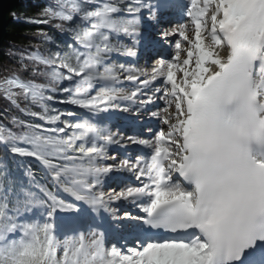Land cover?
Listing matches in <instances>:
<instances>
[{
	"label": "bare ground",
	"instance_id": "bare-ground-1",
	"mask_svg": "<svg viewBox=\"0 0 264 264\" xmlns=\"http://www.w3.org/2000/svg\"><path fill=\"white\" fill-rule=\"evenodd\" d=\"M141 1L142 3H145L146 1L149 2V0H136L135 3L139 4ZM150 1L151 5H153L150 11H142L141 15H135L139 20L132 17L129 18L132 25L130 28L134 31L132 30L133 32H130L128 43L133 44L138 41V44L142 45L144 39L149 38V36L156 31L157 38H159L158 44L162 41V37H168V40L171 39L173 49L172 51L170 50V54L172 53V57L169 58L170 62L169 60H164L161 61L159 65L157 63L152 68L150 67L151 64H148L147 66L151 68L149 70L151 77L147 78L146 81L142 77L137 76L135 78H124L123 76L126 75L125 72H121V75L118 74L116 78H102L101 81L107 87V90L113 88L114 85H119V88H125L124 94L115 95L116 99L119 98L123 101L122 104L119 105L120 108L121 105L128 104L127 106L130 107V110L139 109V111L142 112L148 111L140 114V116L143 115L144 117L143 120H141L144 121V125L152 128L157 127L159 129V132L157 131L159 134L155 136L154 147H165V140H172L171 142L175 141V144H170L169 150L178 162L177 168H181L186 165V162L183 161L186 149L191 148L190 142L192 141L191 134L194 129V116L202 92L216 79L224 75L226 66L229 65L237 70L240 67H243L242 76L251 90L254 112L261 125V134L263 138L260 140L264 141V0H220L218 2H215L214 0H188L186 3H184L185 0ZM188 5H191L193 10L188 9ZM202 6L204 8L206 7L205 9L209 16L207 15L206 18L201 20L198 18L199 15H196V12H200ZM175 10H177L179 14L180 12H187V18L180 20L178 18L179 15H174ZM214 11H217V15H215L218 17L217 19L212 18V12ZM147 12L148 17H143ZM206 23L210 25L208 33L209 36L211 35L214 38V41L210 42L207 39H202V34L198 31L201 26ZM249 31H251L249 34L250 36L245 39V35ZM178 33H181L182 35L179 37ZM173 36L176 37V40L171 38ZM177 37H179L178 40ZM238 37H241V39ZM157 38H152L153 42L146 45L149 53H155L156 49L153 47V43H155L154 39ZM224 40L227 41L226 46L222 44ZM185 41L188 45H185V48H183L182 43ZM167 44L168 43L164 42L163 48ZM189 46L192 48L190 49ZM236 47L249 51L251 54L250 58L243 55V52L234 51ZM134 49V47H131L129 50L133 51ZM155 55H157V53L154 54V56ZM145 56L146 54L135 53L132 61H135L139 67ZM155 68L157 69V74L153 75L151 72ZM160 72L164 75L161 78L158 76ZM132 73L135 75V72ZM125 79H129V82ZM133 81H135L134 84ZM163 81H167V87L161 86ZM156 84H158L159 87H157V91L161 88L160 95L164 96V99H157L158 105L151 103L153 101L152 98L150 100L151 102L143 103L140 107L130 103L134 98H132L134 93H138L136 97L148 98L152 95L150 91L151 87ZM119 88H116L115 90ZM131 88L133 93H127V90H131ZM154 89H156V87ZM171 95H177L179 100L177 99L175 101V98H171ZM107 104L105 105L108 106ZM114 106L118 107V104ZM157 106H162L163 108L158 109ZM158 112L160 114L157 115ZM114 113L118 114L115 110H110L108 114L109 118H107V120H111L118 116ZM169 115H171V120L168 121L166 119ZM124 117L121 116L124 121V126L126 127L124 129L131 131L130 133L132 134H130V136L133 137V142L138 144L144 141H150L151 137H147L149 134H143L145 138H140L139 136H136V134H133V128L131 125H134L133 123L135 122L140 124L139 120L136 121L131 117ZM189 118L192 119L191 123L184 127L185 122H187ZM128 125H130V127H127ZM106 133L107 131L105 134ZM183 133L186 137L187 145L184 144ZM109 139L112 140V142L114 141L115 145L111 144ZM127 141L128 139L126 137L109 135L108 138L100 141L97 145L98 147L103 146L102 150L105 152L108 150L107 153L111 151H113V153L110 156H107V158H103L100 163H96V161L93 162L94 167L99 168V171H101L99 177L100 180L105 181L112 175H116V179L110 181V186L105 187L104 181H102L97 186L94 194L96 196H103L104 198L101 199V201L104 204L106 203V199H115L114 202L116 205L115 207H112L111 205V215L113 216V219L117 221L122 217V214L124 213L123 209L127 208L130 204L140 201L144 202L142 204L143 206H152L157 202L164 201L177 195L172 191L173 187L175 188L174 184L166 182L159 184L158 181L160 179L156 178V174L152 172L148 163H146L143 170V167L141 169H134L132 168V165H129L123 160V156L121 157L114 152L116 146H133ZM137 144L134 145L138 146ZM166 148L168 149L167 146ZM104 163L108 164L105 165ZM115 164H117V167L114 166ZM101 165L102 168H100ZM170 165L171 163L168 164V166ZM103 169L113 170L110 171ZM144 173H147V176L146 174L144 175ZM119 175L128 176L126 179L132 178V181L130 180L131 183H129V181L122 183L116 181L120 177ZM150 182L155 183L157 187L154 188L151 185L148 186L147 184ZM57 183L56 181L53 183V186H55L57 190V194L65 198L66 196L64 195H67V193L63 194L60 190V182L57 181ZM162 184H164V187L161 186ZM111 188L116 191L111 193ZM151 192L153 195L148 196ZM114 193L117 194L113 197ZM133 220L138 219H130V221ZM89 251L91 253L92 249L89 248ZM120 253L125 255L127 259L132 258L130 254H125L123 252ZM136 253L137 256L133 258V260L136 261L135 264H170L171 262H173V264L194 263L187 262L189 260L178 253L177 255L176 249L172 246L161 247L159 249L151 248L148 250V253L139 249ZM159 254H162V261L158 260ZM201 256V253L197 255V257ZM115 257L116 255H112L109 258L110 260H117ZM106 259L107 258H99L97 263V260H95L92 264H102Z\"/></svg>",
	"mask_w": 264,
	"mask_h": 264
},
{
	"label": "rangeland",
	"instance_id": "rangeland-1",
	"mask_svg": "<svg viewBox=\"0 0 264 264\" xmlns=\"http://www.w3.org/2000/svg\"><path fill=\"white\" fill-rule=\"evenodd\" d=\"M106 1H108L111 4H114L115 6H108L107 4L104 3L103 0H94V2L91 5L82 4L81 2L78 1H72V2L69 1L70 3L69 7L73 9L79 10L81 7L84 6L83 10L80 9L81 10L80 18L83 21L81 23L76 21L73 23L74 25L72 27L68 28L67 45L58 44L50 39H47V42L51 45V49L48 50L49 61L53 63L54 67L57 69L58 73L61 76L66 77L67 84L65 85L64 88L65 91L63 93H60V95L57 97H53L49 99V107L44 111L46 113V118H48V120L51 119L56 122V125L54 127L56 135L62 140L63 149L67 154L65 155V159H63V162L69 164H72L74 161H79V162L86 161L85 164L89 165L88 163H93L94 160H96V163H100L103 160V158H107V156H110L113 153V151L107 153L108 150L106 152L103 150L104 151L103 153L101 152L103 146H99L100 147L99 148L97 147V145L88 142L87 138L89 137V135L94 137V134L92 131H86L84 129V126L87 123V119L83 116L84 112L94 114V106L101 103H106V104L108 103L107 105L111 106L110 110L111 111L115 110L118 114H120L121 111L123 110L122 116L123 117L125 116L126 118L127 117L133 118L132 117L133 115L136 116V118H141V120H143L144 117L143 115L140 116V114L148 112V111L142 112L139 111V109L130 110V107L127 106L128 104H123L124 106L121 105V107L123 106L122 110H119L117 108L115 109L113 105H117L118 102H120L121 100L119 98L116 99L115 95L124 94L125 88L119 89L117 93H114L115 89L120 87L119 85H114V87L109 88L108 91L107 89H105V86L103 84L101 83L96 84V81L100 80L104 76H107L109 78L110 77L116 78L118 74L121 75V72L126 73V75L123 76L124 78H132V77L135 78L137 76V77H142L146 81L147 78L151 77V75L149 74L150 73L149 70L152 68L151 65L155 66L158 63V62L155 63L156 60L151 58L150 62L144 64L143 62L144 59H143L141 61V66L138 67L137 65L135 69L134 68L129 69L128 67L125 69L123 67H120L121 69L119 71H113V70L110 71L109 69H104L105 64L110 62L107 60L103 62L101 61L98 64V66L95 67L93 62L97 59H100V56H102L103 53H110L118 49V45H117L119 41L117 39L118 37L114 38L115 40L110 42L109 40L113 38L109 37L107 32L110 31L113 34H118L119 32L125 33L127 31L128 25L132 26L129 18L132 17L139 20L137 17H135V15L141 13L137 9H132L133 14L130 12L131 5L129 4L137 6L138 3L137 4L135 3L136 0H106ZM186 1L188 0H185L184 3H186ZM214 1L218 2L220 0H214ZM140 3H142V1L139 2V4ZM116 6L119 7L124 6L125 8L123 7L124 10L122 12V11H118L119 9H117ZM205 8L202 6V10L200 12L197 11L196 15L198 16V14L202 12L203 19L206 18L207 15L209 16ZM123 13L130 14V15H126V17L128 18L127 20H129V22L121 18V16H123ZM215 15H217V11L212 12V18L217 19L218 17ZM143 17H148V12L145 13ZM209 27L210 25L206 23L202 25L201 28L199 27L200 29L198 31L202 34V39L204 40L207 39L211 42L214 41V38L211 35L209 36L208 33ZM181 35H182L181 33H178L179 37ZM179 37L177 38V40L179 39ZM162 38H168V37H162ZM171 38L173 40L174 39L176 40V37L174 36ZM182 45L183 48H185V45H188V43L185 41L182 43ZM189 48L191 49L192 47L189 46ZM172 49L173 47L171 48V51ZM83 51L89 54L88 58L87 56H84ZM170 55L171 56H169L167 60H169V58L172 57V53ZM148 64H151L150 65L151 68L147 66ZM156 71L157 69L155 68L151 73L155 75L157 74ZM132 72H135V75H133ZM162 74L163 73L160 72L158 76L161 78L162 76H164ZM125 80L128 81L129 79H125ZM97 86H100V89L96 91L94 89ZM155 87L156 89H154ZM157 87L158 84L151 87L150 91L152 95L148 97L149 99L136 97L138 93H134V95L132 96V98L133 97L134 98L130 101V103L133 104L134 102L136 106L140 107L142 106L143 103L151 102L150 101L151 98L153 99L152 101L153 103L154 102L158 103L157 99L159 98L164 99V96L160 95L161 88L157 91V89L159 88ZM127 93L132 94L133 93L132 88L131 90H127ZM174 97H176L175 101L177 99L179 100V97L177 95ZM157 107L158 109L163 108L162 106H157ZM114 114L118 115L116 113ZM158 114L160 113L158 112L157 115ZM170 117L171 115H169L166 120L168 121L171 120ZM177 121H181V120H177ZM147 127H148L147 131L144 130L145 132H147L146 134L155 135V136L159 134L158 133L159 129L157 127L156 128H152L150 126ZM152 137L154 138V136ZM175 143L176 142H174L173 144ZM32 146L37 152V155H39V151L36 144L33 143ZM71 155L73 157H71ZM92 155H95L93 161L90 160L87 161L88 156L89 158H91ZM27 156H29V154H25L22 157H27ZM171 156H173L172 152H170V157ZM114 166L117 167V164H115ZM145 166L143 168L140 167L137 169L142 168L143 170ZM100 168H102V165L100 166ZM132 168L136 169L135 166H132ZM60 170L61 171L59 172L62 175L63 174L68 175L66 171L67 169L64 170L66 173L62 169ZM84 170L88 172L92 171L91 169H84ZM107 170L112 171L113 169H107ZM1 171H2V167L0 165V264H89L88 260L87 261L84 260L85 263H83L81 262V260L77 259V254H78L77 251L73 253H69L67 255L65 251L59 252L58 250L56 251L55 249H53L52 245L45 240L44 238L45 233L43 232V230H39V229L34 231V235L32 236L30 242L28 241V243H18L10 247H6L7 242L5 238L7 233L11 230L12 226L10 224V219H9V216L11 214L10 213L5 214L6 212L5 209H6L7 199L10 198L12 195L3 186H1ZM46 173H47L46 176L47 186L43 188V193H40L39 195L42 198L46 197V199H44V202H47L48 204L51 203L60 204L58 198H55L53 196L54 192L53 195L50 194L49 185H53L55 181L53 182V179L50 177V173L47 170ZM145 174L147 176V173H144V175ZM5 177L6 178L8 177V173H5ZM68 178L72 179V177H68ZM147 185L156 187V184L151 182ZM110 190L111 193L116 191L115 189L112 188ZM116 194L117 193H114L115 196ZM49 207L53 212H55L53 205ZM67 209L68 206H65V208H63L62 210L63 212H67ZM31 210L39 212L40 209L39 207L36 206L31 208ZM16 223H17L16 230L18 231V222L16 221ZM164 247H169V246H164ZM116 255H118V253ZM120 256H122V259H119V261L117 260L114 261L113 263L112 262L110 263L108 259H106V261L108 260V264L136 263V261H134L133 258L129 260L125 257V255H122L121 253ZM136 256L137 253H135V257ZM158 257H159L158 260L162 261L161 258L162 254H159ZM106 261H104L102 264H107ZM171 263L173 264V262ZM192 264H196V262Z\"/></svg>",
	"mask_w": 264,
	"mask_h": 264
},
{
	"label": "trees",
	"instance_id": "trees-1",
	"mask_svg": "<svg viewBox=\"0 0 264 264\" xmlns=\"http://www.w3.org/2000/svg\"><path fill=\"white\" fill-rule=\"evenodd\" d=\"M69 1L92 4L94 0H22L7 38L0 47V165L1 184L13 197L8 209L21 211L34 186L42 187V169L19 156L37 152L42 159L59 161L64 155L56 122L46 118L49 99L64 92L66 79L49 61L47 39L66 44L68 28L80 21V11ZM43 118V119H41ZM8 173V177H5ZM24 192V193H23Z\"/></svg>",
	"mask_w": 264,
	"mask_h": 264
},
{
	"label": "water",
	"instance_id": "water-1",
	"mask_svg": "<svg viewBox=\"0 0 264 264\" xmlns=\"http://www.w3.org/2000/svg\"><path fill=\"white\" fill-rule=\"evenodd\" d=\"M22 0H0V47L7 38V28L13 22Z\"/></svg>",
	"mask_w": 264,
	"mask_h": 264
}]
</instances>
